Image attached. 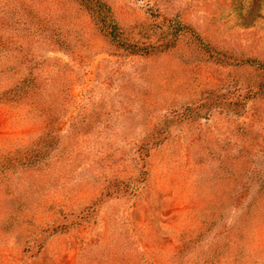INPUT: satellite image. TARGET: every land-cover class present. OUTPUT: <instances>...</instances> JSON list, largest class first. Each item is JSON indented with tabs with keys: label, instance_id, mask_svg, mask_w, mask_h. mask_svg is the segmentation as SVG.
<instances>
[{
	"label": "rangeland",
	"instance_id": "obj_1",
	"mask_svg": "<svg viewBox=\"0 0 264 264\" xmlns=\"http://www.w3.org/2000/svg\"><path fill=\"white\" fill-rule=\"evenodd\" d=\"M44 1L66 44L31 40L32 0H0V47L19 42L40 62L70 64L59 138L88 96L96 126L80 159L19 179L4 160L47 125L27 105L0 103V264H125L133 253L174 264L201 232L204 256L185 262H203L220 240L221 224L213 233L206 224L222 183L264 181V153L254 154L264 147V0H105L123 30L151 45L145 57L110 45L87 11ZM10 84L0 79V90ZM226 153L245 157L239 169ZM252 246L264 255L263 222Z\"/></svg>",
	"mask_w": 264,
	"mask_h": 264
},
{
	"label": "trees",
	"instance_id": "obj_2",
	"mask_svg": "<svg viewBox=\"0 0 264 264\" xmlns=\"http://www.w3.org/2000/svg\"><path fill=\"white\" fill-rule=\"evenodd\" d=\"M55 1L56 4H62L65 0H51L52 5H55ZM66 1L73 4L79 12L87 11L94 18L99 30L106 35L110 45L133 55L150 56L151 45L141 46L140 38L123 30L111 6L105 0ZM46 6L50 7L51 3L32 0L29 17L25 21L27 30L32 35L31 40L44 37L46 45L62 48L66 43L59 32L62 31L61 20L59 23V20L55 19L56 12L54 16L46 12ZM164 46L172 49L173 43H166ZM250 62L252 63L249 59L247 63L252 66ZM70 67L68 63L61 64L58 58L44 59L40 62L36 60L32 51L26 50L19 42L12 47L10 45V48L0 47V79L11 80L7 88L0 90V103L27 105L31 110L38 112L40 120L47 125L42 135L26 148L4 160L2 165L18 171L19 179L27 172H49L57 165L80 159L83 145L89 144L92 140V128L96 125L93 123L95 121L91 109L93 99L90 96L85 100L82 113L73 119L68 134L62 139L57 135L58 124L64 115L68 114L70 107L68 102L70 88L68 90L65 81H62L61 74L65 69H71ZM260 69L257 68L259 71ZM17 77L18 80L14 81ZM256 91L257 96L264 99L263 82L259 83ZM251 117L255 119L253 124L257 125L259 119L256 111H252ZM244 126L242 129L247 132L248 125ZM257 150L259 151L254 154L264 153V147ZM252 151L249 149L248 153L251 154ZM243 158L245 157L234 158L226 153L223 161L226 162V166L239 169ZM60 177L59 174L57 179ZM4 178H8L7 173ZM252 187L258 190V194H250ZM221 190L223 193L207 205L209 218L206 224L207 231L211 233L216 225L221 224L220 240L217 244L210 245L203 262L196 258L191 264H220L222 261L228 264H264V255L258 253L252 246L255 226L260 222L264 223V181L246 184L227 180L222 183ZM204 237L205 234L201 232L186 240L182 250L175 257L174 264H186L185 257L191 252L197 253L201 259L204 256L201 249ZM125 251L127 252L126 248ZM125 264L152 263L146 261L140 253H133L129 260L126 259Z\"/></svg>",
	"mask_w": 264,
	"mask_h": 264
}]
</instances>
